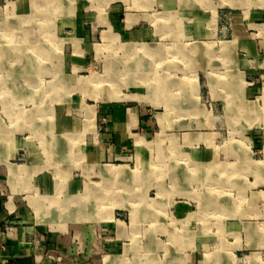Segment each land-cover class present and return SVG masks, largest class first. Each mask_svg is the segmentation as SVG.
<instances>
[{
  "label": "crops",
  "instance_id": "crops-1",
  "mask_svg": "<svg viewBox=\"0 0 264 264\" xmlns=\"http://www.w3.org/2000/svg\"><path fill=\"white\" fill-rule=\"evenodd\" d=\"M176 1L180 6L190 3ZM73 2L31 0L28 5L22 4L17 9L20 15L8 23L11 35L0 37V264H264V112L247 101L246 93L252 89L245 91L242 85L225 86L227 96L222 111L214 121L210 118V126L215 122L246 135L242 144L221 153L197 147L208 135L210 139L216 137L211 132L183 134L180 140L176 136V143L169 140V146H164V130L176 123L168 103L157 107L140 102L99 105L97 113L107 121L109 129L103 137L116 144L113 162H124L107 168L104 175L126 173L128 160L120 147L132 144L140 151L146 187H159L161 195L168 196L157 203L146 197L142 208L128 210L131 228L115 221L111 227L115 237L106 246L107 253H91L93 234L86 223L91 217L87 195L82 194L86 185L70 181L71 132L83 123L88 109L94 115V108L98 107L86 106L81 100L75 104L72 97L74 91L84 93L78 83L89 77L79 75L84 73L79 69L87 68L95 58L97 45L85 30L89 19L84 14L103 11V17L95 16L90 21L113 27L116 38L140 44L145 48L143 56L149 54L152 58L156 55L150 45L155 31L153 23L160 30L168 27L171 11L170 0H99L96 10L81 1L78 12L82 15L75 26L81 37L68 41V29L74 26L70 16ZM5 20L2 26L7 25ZM27 28L32 35L24 32ZM40 29H49L52 35L43 38ZM57 30L62 31L59 38L53 35ZM242 43L246 45L248 41ZM76 50L79 59L75 60ZM204 52L199 51V55ZM144 92L153 95L150 90ZM146 94L145 97L149 96ZM73 105L83 115L69 116ZM158 107L164 111L154 114L149 109ZM177 123L200 122L193 119ZM30 138L43 139V150L26 148L27 162L15 164L14 157L25 148L21 142ZM78 149L87 162L108 159L97 145L90 147L87 142ZM46 161L61 169V182L52 178L50 168L43 167ZM156 164H166L168 182L158 184L151 178L149 174ZM110 170L121 172L110 175ZM54 189L62 190V197ZM78 189L80 201H73L78 199L72 195L73 190ZM42 190H48V195ZM73 202H78L79 207L68 211V203ZM240 203L245 204L243 210L238 207ZM190 204L197 207L190 208ZM119 206L123 207V203L119 202ZM242 214L253 222L239 226L236 217ZM68 221L75 222L71 223L74 227H68ZM142 222L149 223L141 231L143 242L137 240L141 236L138 225ZM188 225L193 228L185 229ZM215 226L214 239L211 236L210 243L204 244L210 228ZM233 236L242 240L229 242L227 239ZM74 239L82 242L80 249Z\"/></svg>",
  "mask_w": 264,
  "mask_h": 264
},
{
  "label": "rangeland",
  "instance_id": "rangeland-1",
  "mask_svg": "<svg viewBox=\"0 0 264 264\" xmlns=\"http://www.w3.org/2000/svg\"><path fill=\"white\" fill-rule=\"evenodd\" d=\"M73 1V11L70 16L74 26L68 29V41L81 37L79 30L75 27L76 22L79 21L78 19L82 15L78 12L81 8V1L85 6L94 10L98 8L100 3L99 0ZM29 2L31 0H0V37L11 35L12 28L8 27V23H11L16 15H20L17 14L18 7L22 4L28 5ZM169 4L171 12L168 13L167 17L166 26L168 27L160 30L156 26L157 23H153L155 31L150 45H153L152 48L155 50L152 52L156 55L152 58L149 54L143 56L145 48L140 44L125 43L116 38L113 27L107 26V28L102 23L97 25V23L90 21L95 16L103 17V11L84 14L85 18L89 19L85 30L90 37L97 41V45L94 50L95 58L89 62L87 68L79 69L84 70V73L79 75L97 78L96 80L101 81L102 84L96 87L95 90H93L94 86L87 88L85 85L88 78H85L80 84V86L82 85L80 90L82 89L84 93L74 91L72 94L75 104L81 100V103L86 106L98 107L94 108V115L93 111L88 109L83 123L75 126L76 130L71 132L69 142L72 149L71 164L73 173L70 181L74 183L82 181L86 185V189L82 194L87 195V207L91 218L86 223L93 234L90 244L91 253L94 256H102L107 253L106 246L115 237L111 228L115 221H120L124 227L131 228L128 210L134 211L142 208L146 197L148 200L157 203L162 200L161 198L168 196L161 195L159 187L154 186L152 189L146 187V173L141 165L140 151L132 144L120 147L121 152L127 156L128 160L125 163L127 169H124L126 173L117 176L104 175L107 168H116L124 162H113L116 144L112 139L107 140L103 137L108 135L109 129L107 121L101 119L97 113V110L100 109L99 105L103 103L112 106L120 103L136 105L137 102H140L157 107L162 104L160 103L162 100L158 99L161 96L159 95L160 92H157L160 85L156 82L159 80H163L167 84L170 82L173 84L171 86L172 98L171 101H166V103L169 104L168 110H171L170 113L176 123L169 125L164 130L163 145L169 146V140L171 143H176L183 134L208 135L211 132L217 134L216 137L213 136L210 139L208 135V139L201 140L197 147L200 149L213 148L219 153L225 148L242 144L243 138L246 137V135L238 134V130H227L219 124H214L215 122L210 126V118H213V121L215 120L214 117L222 111L223 103L226 101V85H242L245 91L252 89L251 92L246 93L247 101L254 102L264 112V94L262 93L264 90V0H190L188 5L181 6L176 0H170ZM178 7L180 8L179 12ZM154 14L157 15V13ZM5 19H7V25L2 26ZM59 19L61 18L58 17V21ZM24 32L32 35V30L29 28ZM51 33L52 31L49 29H40V36L43 38L52 35ZM53 35L59 38L62 36V31L57 30ZM243 41H248V44L242 45ZM199 48L205 51L203 56L199 55ZM231 51L234 52L233 55ZM77 54L78 51L76 50L75 60L79 59ZM140 56L143 57L139 58ZM136 58L139 59L135 60ZM138 65H140V68H138ZM234 65L237 67L236 70H234ZM123 67L129 69V72L126 71L127 75L121 77V81L118 82L116 87L118 89L115 88L118 90L116 95L120 98L139 97L140 100L116 101L111 98V94L116 90L114 84L108 81L107 75L114 73L116 70L125 71ZM152 69L155 70V74L150 73ZM176 86L177 88H175ZM150 89L156 90V92L153 91L152 96H150L151 92L147 94L144 92V90ZM145 94L149 96L145 97ZM155 94L158 98H151ZM165 99L167 100V97ZM73 108L68 112L69 116L79 117L83 115L79 112L78 107L73 105ZM149 109L154 114L164 111L162 107ZM193 119L198 120L200 123H177V121H190ZM27 132L25 138L28 136ZM170 135L175 136L170 137ZM176 136H178V139L174 141L177 138ZM87 142L90 147L92 145L99 146L108 159L93 163L81 158L78 148L84 146ZM21 143V147L24 144L25 148H21V152L14 157V163L19 165L27 162L26 148L34 146L38 148L39 152L44 148L43 139L32 140L30 138ZM5 144L10 147L9 142H5ZM169 148L172 150L171 145ZM42 160H44L43 157ZM42 165L46 170H52L51 176L56 182L62 181L64 177L63 173L59 172L61 169L48 165L47 161ZM149 175L158 184H161V182L166 183L169 179L166 164L154 165L152 173ZM43 191L48 195V190ZM61 191L54 189V192H57L56 194L60 197H62ZM171 191L169 189V192ZM72 195L78 196V199H73V201H80L81 192L79 189L73 190ZM78 202L68 203V211H75L79 207ZM119 202L123 203V207L119 206ZM244 205L239 204L240 210L244 209ZM192 206L195 207L196 204H190V208ZM169 210L173 212L172 207ZM236 219L239 226L253 222L249 221L245 214L236 217ZM71 223L75 222L68 221V227L73 226ZM146 225H149V223L142 222L138 225L141 236L137 240L141 242L144 241L142 232ZM262 225L264 228V224ZM184 228L191 230L193 226L188 225ZM215 228L216 226L210 228V236L207 235L204 244L208 245L209 240L212 237L214 239L212 235ZM227 240L234 242L235 240H242V238H234L233 236ZM73 242L78 249L81 248L82 242L80 240L74 239Z\"/></svg>",
  "mask_w": 264,
  "mask_h": 264
},
{
  "label": "bare ground",
  "instance_id": "bare-ground-1",
  "mask_svg": "<svg viewBox=\"0 0 264 264\" xmlns=\"http://www.w3.org/2000/svg\"><path fill=\"white\" fill-rule=\"evenodd\" d=\"M197 50V49H196ZM199 51H203V50H199ZM36 68V67H35ZM138 68H140V65H138ZM123 70H125V71H122V70H116L114 73H109L108 75H107V79H109L108 81L109 82H111V83H113L114 84V89L117 87V84H118V82L119 81H121V77H123L125 74L127 75V72L126 71H128L129 72V69H127L126 67L124 68L123 67ZM155 72V70H151L150 71V73H152V74H155L154 73ZM153 78V77H152ZM97 78H94V77H90V78H88V81L86 82V87L87 88H89L90 86H94V89L93 90H95V88L96 87H98L99 85H101L102 83H101V81H99V80H96ZM151 79V78H150ZM127 80V79H126ZM144 80V79H143ZM154 80V79H153ZM82 81H83V79L81 80V81H79V85H78V87L79 88H81V86H80V84L82 83ZM155 81V80H154ZM156 84H158V85H160V87H159V90L157 91V92H160V94L159 95H161L159 98L157 97V95L155 94V96H153V97H151V98H158V99H161L162 101L160 102V103H162V104H164V105H166L167 103H166V101H171L170 99L172 98L171 97V86H173V84L172 83H170V82H168V84L166 83V82H164L163 80H159V81H157L156 82ZM120 86H121V84H120ZM121 87H123V86H121ZM175 88H177V86L175 87ZM174 88V89H175ZM116 89H118V88H116ZM115 89V90H116ZM151 90V89H150ZM118 90H116L115 92H113L112 94H111V98L113 99V100H116V101H119V100H127V101H134V100H140V98L139 97H130V96H128V97H123V98H120L119 96H117L116 95V92H117ZM152 92L154 91V92H156V90L154 89H152L151 90ZM164 96V97H163ZM167 97V100L165 99ZM165 100V101H164ZM156 101H157V99H156ZM153 104V103H152ZM162 104H160V105H162ZM138 141L139 142H141L139 139H138ZM120 169V168H119ZM112 171H114V170H110V171H108V174H120V172L119 171H115V172H112ZM122 180V179H121ZM136 184V183H135Z\"/></svg>",
  "mask_w": 264,
  "mask_h": 264
}]
</instances>
